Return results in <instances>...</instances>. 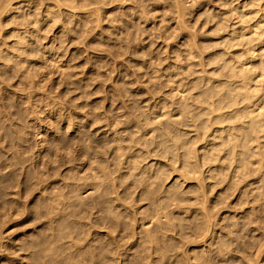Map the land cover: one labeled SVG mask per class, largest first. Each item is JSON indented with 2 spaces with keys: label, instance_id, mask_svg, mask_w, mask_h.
Instances as JSON below:
<instances>
[{
  "label": "clouds",
  "instance_id": "obj_1",
  "mask_svg": "<svg viewBox=\"0 0 264 264\" xmlns=\"http://www.w3.org/2000/svg\"><path fill=\"white\" fill-rule=\"evenodd\" d=\"M0 264H264V0H0Z\"/></svg>",
  "mask_w": 264,
  "mask_h": 264
}]
</instances>
